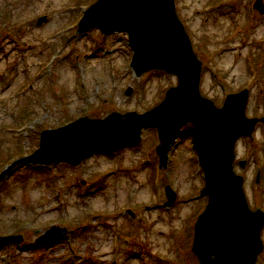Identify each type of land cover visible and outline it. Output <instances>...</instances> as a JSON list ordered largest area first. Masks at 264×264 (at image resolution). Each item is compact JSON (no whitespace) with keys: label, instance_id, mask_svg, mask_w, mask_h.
<instances>
[{"label":"rangeland","instance_id":"374dc122","mask_svg":"<svg viewBox=\"0 0 264 264\" xmlns=\"http://www.w3.org/2000/svg\"><path fill=\"white\" fill-rule=\"evenodd\" d=\"M95 1L0 0V172L38 148L41 130L82 116L143 113L176 85L163 72L134 75L126 34H76ZM254 1L174 0L202 61L201 95L220 107L226 94L250 87L247 116L264 113V14H254ZM190 130L182 127L173 141L165 169H158L155 129L143 130L137 146L95 154L74 168L14 169L0 185V235L24 242L1 247L0 264H198L190 248L206 198L199 196L203 174ZM235 152L237 160L252 158L245 175L234 166L249 208L264 209V193L253 183L256 167L264 170V133L238 140ZM167 185L176 194L170 208ZM52 226L67 232L51 247L32 248ZM255 264H264V251Z\"/></svg>","mask_w":264,"mask_h":264},{"label":"water","instance_id":"95a60500","mask_svg":"<svg viewBox=\"0 0 264 264\" xmlns=\"http://www.w3.org/2000/svg\"><path fill=\"white\" fill-rule=\"evenodd\" d=\"M252 8L264 14L262 0ZM46 21L42 16L36 26ZM97 29L101 35H127L132 51L130 68L136 77L160 71L177 78L163 100L144 113L112 112L102 119L79 117L63 126L42 130L38 148L9 164L0 173V182L15 167L66 163L78 166L97 153H115L140 143L141 132L155 129L158 168L167 167L168 152L180 129L191 125V136L204 186L200 196L207 198L193 227L191 252L198 264H255L264 246L261 231L264 212L251 211L243 190V177L234 171L235 144L241 137L252 138L261 119L248 118L245 110L249 91L228 94L223 105L202 97L199 92L201 61L178 19L174 0H96L83 13L76 34ZM131 89L125 91L129 96ZM245 161L238 162L243 169ZM259 174L256 176L258 181ZM166 203L174 204L176 194L167 185ZM132 217L130 210L127 211ZM66 228L52 226L39 235L35 245L54 243ZM22 235L0 236V246L23 242ZM112 264H116L113 262Z\"/></svg>","mask_w":264,"mask_h":264},{"label":"flooded vegetation","instance_id":"af4514ba","mask_svg":"<svg viewBox=\"0 0 264 264\" xmlns=\"http://www.w3.org/2000/svg\"><path fill=\"white\" fill-rule=\"evenodd\" d=\"M253 4V3H252ZM251 9H252V5H251ZM253 12H254V14H257V15H259L256 11H254L253 10ZM256 17V16H255ZM248 90H249V97L251 96V90H250V87L249 88H247ZM238 92V91H237ZM246 111H247V108H246ZM248 117H250V118H257V119H261V118H263L264 117V113H262V114H252V115H250V116H248ZM258 131H262L263 133H264V123L263 122H258L257 123V125H256V127H255V131H254V133L255 132H258ZM244 139H247V138H240V140H244ZM252 139V138H251ZM251 147H253L254 148V144H252L251 145ZM252 148V149H253ZM240 160H243V161H245V164H244V167H243V169L241 170V172L244 174V172H246L247 170H248V168L250 167V165H251V161H252V158H250V159H239V160H235V162H234V166H237L238 167V162L240 161ZM239 168V167H238ZM240 169V168H239ZM257 174H259V178H258V181L256 182V176H257ZM245 175V174H244ZM263 178H264V170H263V168L261 167V166H257L256 167V172H255V178H254V181H253V183H254V185H256L257 187H258V189H259V191L261 192V193H264V181H263ZM257 208H259L260 210H262L263 212H264V209L263 208H260V207H258V206H255L253 209H251L252 211H254V210H256ZM264 245V244H263ZM264 251V250H263Z\"/></svg>","mask_w":264,"mask_h":264}]
</instances>
